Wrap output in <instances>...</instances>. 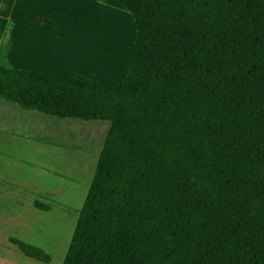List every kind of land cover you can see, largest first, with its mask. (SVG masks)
I'll list each match as a JSON object with an SVG mask.
<instances>
[{
  "label": "trees",
  "instance_id": "trees-1",
  "mask_svg": "<svg viewBox=\"0 0 264 264\" xmlns=\"http://www.w3.org/2000/svg\"><path fill=\"white\" fill-rule=\"evenodd\" d=\"M116 1L120 80L0 64V99L109 122L62 264H264V0Z\"/></svg>",
  "mask_w": 264,
  "mask_h": 264
},
{
  "label": "rangeland",
  "instance_id": "rangeland-1",
  "mask_svg": "<svg viewBox=\"0 0 264 264\" xmlns=\"http://www.w3.org/2000/svg\"><path fill=\"white\" fill-rule=\"evenodd\" d=\"M121 9L123 12L117 10V17H112L103 31L114 40L127 26V38L134 34V43L132 16ZM51 13L66 36L60 43H51V49L69 45L73 49V41H91L94 29L99 31L96 22L93 27L67 5L53 8ZM20 22V29L42 26L27 12L21 15ZM86 24L91 25L90 30L93 28L91 38V33L79 28ZM73 34H77L76 39ZM116 50L125 62L127 55ZM3 51L4 46L0 55ZM108 123L58 119L0 99V264H62ZM12 238L41 248L48 259L26 255Z\"/></svg>",
  "mask_w": 264,
  "mask_h": 264
},
{
  "label": "crops",
  "instance_id": "crops-1",
  "mask_svg": "<svg viewBox=\"0 0 264 264\" xmlns=\"http://www.w3.org/2000/svg\"><path fill=\"white\" fill-rule=\"evenodd\" d=\"M116 2V0H0V48L7 42L6 50L0 55V64L46 74L90 76L106 82L120 80L129 64L135 42L133 43L134 34L128 40L127 26L125 32L122 35L118 34L114 40L110 39V34L103 31L104 26L115 17L117 10L123 12L121 8L124 7H119ZM64 5H67L74 14L79 12L82 18L88 19L92 25L96 22L99 31L97 28L94 29L95 34L93 28L90 30L91 25H83L79 28L91 33L89 38L93 32V40L84 39L80 41L81 43L75 40L71 44L73 49L70 45L51 49V43H60L66 38L62 31L63 27H59L56 16L51 13L53 8L57 9ZM25 12L35 20L41 21L42 26L35 29H31L32 26L29 28L25 26L20 29L21 15ZM127 16L131 18L132 14ZM72 37L76 39L77 34H73ZM116 48L125 53L124 57L127 55L124 64ZM110 76H115V79H110Z\"/></svg>",
  "mask_w": 264,
  "mask_h": 264
}]
</instances>
